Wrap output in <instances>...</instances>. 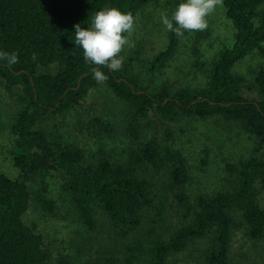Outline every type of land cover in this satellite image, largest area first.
Masks as SVG:
<instances>
[{
  "label": "trees",
  "instance_id": "16d2710c",
  "mask_svg": "<svg viewBox=\"0 0 264 264\" xmlns=\"http://www.w3.org/2000/svg\"><path fill=\"white\" fill-rule=\"evenodd\" d=\"M157 1L0 0V51L16 52L19 57V63L11 67L0 60V86L13 92L19 105L10 124L17 174H0V264L48 263L42 235L23 216L32 200L42 209L53 210L45 182L51 171L61 174L62 188L89 230H95L103 217L116 235L124 237L138 233L148 222L145 232L126 247L124 263L107 254L86 264H167L169 256L203 237L211 242L201 256L204 264H232L229 255L235 230L264 242V209L258 203L264 190L263 156L227 163L228 188L190 202L186 160L173 146L172 131L165 128L157 138L145 124L151 115L169 122L182 117L220 118L238 125L254 136L259 147L264 146V67H254L250 78L234 71L253 52L264 54V0H223L234 42L207 67L194 49V70L205 72L204 87L172 90L164 82L150 90L130 63L139 57L140 45L123 56L121 70L100 68L108 79L97 83L92 75L96 66L85 62L81 47L74 43L73 26L91 28L96 12L113 7L137 18L145 6ZM184 2L172 1L171 17ZM178 42L179 36L168 31L165 49L147 61L150 73H160ZM99 86L127 107L125 134L135 146L122 161H113L104 152L88 160L76 144L58 135L50 138L36 127L50 114L80 105ZM243 89L254 96L248 97ZM90 124L99 133L111 130L100 116ZM35 178L40 187L32 190ZM169 206L176 214L173 221L168 219ZM55 264H68L67 258L60 257Z\"/></svg>",
  "mask_w": 264,
  "mask_h": 264
},
{
  "label": "rangeland",
  "instance_id": "374dc122",
  "mask_svg": "<svg viewBox=\"0 0 264 264\" xmlns=\"http://www.w3.org/2000/svg\"><path fill=\"white\" fill-rule=\"evenodd\" d=\"M174 0H158L145 6L137 15L134 31L129 39L135 46L140 45L138 58L130 61L133 71L141 77L143 84L150 90L166 82L172 90L184 88H201L206 85V74L194 70L195 51L207 67L220 50L231 47L234 42V28L225 15L222 6L210 15L208 27L199 32H183L173 57L168 60L160 73L148 71L147 61L168 43V30L161 17L167 14L171 19V7ZM134 47L125 48L122 56H128ZM264 46V43H263ZM258 64L264 67V54L253 52L234 68V71L250 78V71ZM245 95H254L243 89ZM19 105L15 94L0 86V174L14 177L17 174L11 151L14 138L10 124ZM127 107L103 86L92 89L86 100L72 110L64 113L50 114L37 124L50 138L59 136L82 148L88 160L99 157L100 152L112 157L113 161H122L126 151L134 147L133 139L125 134ZM97 116L110 123V132H98L90 121ZM145 124L147 130L160 138L165 128L172 131L174 144L186 160L188 182L186 191L190 202L199 195H213L228 188L226 182L227 163L248 158L252 155L264 157V146L259 147L254 136L238 125L228 123L220 118L198 119L182 117L174 122L163 121L151 115ZM46 198L53 201V210L42 209L32 200L23 216L24 222L35 228L43 237L44 248L49 252L47 264H55L60 257H66L68 264H86L112 254L122 263L127 256L126 247L134 237L145 232L146 225L128 236L120 237L114 233L107 219L99 217L95 230H89L81 222L73 207L70 197L63 190V178L59 172L51 171L45 178ZM40 187L35 178L31 189ZM173 207V202L170 203ZM258 203L264 209V190L258 195ZM170 219L176 214L170 209ZM208 238H196L185 250L168 257L167 264H204L202 253L210 248ZM232 264H264V242L250 239L243 230H235L230 246Z\"/></svg>",
  "mask_w": 264,
  "mask_h": 264
},
{
  "label": "clouds",
  "instance_id": "9594fccd",
  "mask_svg": "<svg viewBox=\"0 0 264 264\" xmlns=\"http://www.w3.org/2000/svg\"><path fill=\"white\" fill-rule=\"evenodd\" d=\"M222 4L223 0H186L178 5L171 19L163 14L161 20L168 31L178 36L185 31H204L208 27L207 18ZM135 23L136 18L131 12L123 13L113 7L96 12L91 28H82L79 24L73 26L74 43L81 47L85 62L96 66L92 75L97 83H105L108 79L100 68L105 67L111 72L122 69L124 58L121 53L126 47L135 46L129 39ZM35 58L33 54L32 59ZM0 60L11 67L19 63L18 53L0 51Z\"/></svg>",
  "mask_w": 264,
  "mask_h": 264
}]
</instances>
